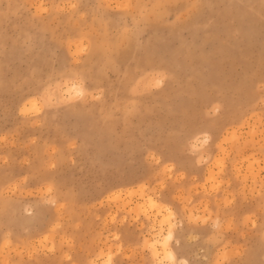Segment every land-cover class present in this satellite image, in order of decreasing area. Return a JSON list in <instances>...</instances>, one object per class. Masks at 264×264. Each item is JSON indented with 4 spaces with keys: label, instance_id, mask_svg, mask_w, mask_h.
I'll use <instances>...</instances> for the list:
<instances>
[{
    "label": "rangeland",
    "instance_id": "1",
    "mask_svg": "<svg viewBox=\"0 0 264 264\" xmlns=\"http://www.w3.org/2000/svg\"><path fill=\"white\" fill-rule=\"evenodd\" d=\"M0 264H264V0H0Z\"/></svg>",
    "mask_w": 264,
    "mask_h": 264
},
{
    "label": "bare ground",
    "instance_id": "2",
    "mask_svg": "<svg viewBox=\"0 0 264 264\" xmlns=\"http://www.w3.org/2000/svg\"><path fill=\"white\" fill-rule=\"evenodd\" d=\"M98 52L97 48L94 47V50H93V53H96ZM92 58V57H91ZM90 59V58H89ZM68 84V83H67ZM79 86V85H78ZM77 85L75 84H72L68 87V92L70 93V91H76V92H81V90L79 89ZM78 90V91H77ZM151 201L150 202V205L153 204L152 200H149ZM142 206V205H141ZM159 233V232H158ZM161 235V234H160ZM158 235H152V237H150L148 240H147V244L148 246L150 247L151 249V252L153 254V256L155 257H159V255H161V253H164L168 259L170 261H174L175 260V257H174V253L169 249L168 247V241H170L169 239L172 237V230H171V227H169V231L167 232V234L164 235V237L160 240V238L158 237ZM168 242V243H167ZM154 257V258H155ZM157 259V258H156ZM155 259V260H156Z\"/></svg>",
    "mask_w": 264,
    "mask_h": 264
}]
</instances>
